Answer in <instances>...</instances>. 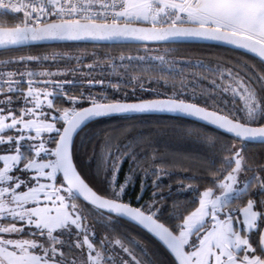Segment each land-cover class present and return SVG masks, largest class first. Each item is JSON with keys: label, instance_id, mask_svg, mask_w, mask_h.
Instances as JSON below:
<instances>
[{"label": "snow or ice", "instance_id": "obj_1", "mask_svg": "<svg viewBox=\"0 0 264 264\" xmlns=\"http://www.w3.org/2000/svg\"><path fill=\"white\" fill-rule=\"evenodd\" d=\"M190 42L241 52L178 59L174 46ZM87 43L142 54L93 53L90 88L79 96L65 90L74 81L59 77L84 74L80 56L16 54ZM62 60L77 67L45 65ZM105 64L127 79H96ZM164 113L228 139L173 128L206 149L183 157L207 165L193 168L161 158V130L100 127ZM86 131L95 137L87 150ZM254 142L264 145V0H0V264H264V158L246 152ZM169 167L194 175L173 177ZM174 191H190V206L165 208Z\"/></svg>", "mask_w": 264, "mask_h": 264}, {"label": "trees", "instance_id": "obj_2", "mask_svg": "<svg viewBox=\"0 0 264 264\" xmlns=\"http://www.w3.org/2000/svg\"><path fill=\"white\" fill-rule=\"evenodd\" d=\"M8 19H13V17L9 16ZM174 47L179 48V52L176 53V56L178 59H214V56H223V57H228V58H234L235 56L239 55V51L223 48V47H218V46H212V45H196V44H182V45H175ZM118 49H123L127 54H142V50H138L137 46L129 45V46H104V45H87V44H81L78 46H71V47H61V46H38L34 47L31 50H23L18 54H24L26 51H31L32 54H39V53H50L52 51H62V52H69L71 55H75L76 53L80 52H110V53H117ZM80 51V52H79ZM245 57H250L253 61L258 63V59L244 54ZM78 56V55H76ZM98 57V55H96ZM82 60L81 68L83 70L84 74H81V72H72L69 70L68 74L64 76L65 78L59 77V79H67V80H72L74 81L76 87H65V90L70 91L71 94L74 93L76 95H80L81 90L83 91H88L90 86L86 83L88 79H90L89 76L86 75L87 71L86 70V65L88 63H91L93 60L92 54L88 56H80ZM99 58V57H98ZM100 59H103L100 57ZM59 62H54L52 64L50 63H45L47 66L48 70L51 71H56L57 66L60 69H64L65 66H67L69 69H74L77 67L76 61L75 60H62ZM118 62V60H117ZM68 64V65H67ZM105 69V68H104ZM111 69V68H110ZM109 69L106 70L103 74L100 73V70L98 71V76H95L96 79H102L105 80L106 82L108 81V77L110 76L111 70ZM39 70V69H37ZM120 71H123L121 69ZM97 73V72H95ZM94 74V73H93ZM133 74H138V73H133ZM118 78L117 82L122 80V79H127V77H121V76H113V80ZM103 87L101 85H96V90L99 91L100 88ZM130 90V89H128ZM109 91H112V89H109ZM228 99H231V97H228ZM129 123H134L137 125L134 134L137 133H148V132H154L156 130H161L164 134L157 137L156 139L158 140L157 147L159 148V151L161 153V158L164 159L165 161H171V160H176L180 161L183 164L190 165L193 168H204L207 165L204 163H199L194 159H184V156L187 157H200L203 156L206 153V149L203 148L202 146L192 143L189 139L183 138L178 135H172L171 130L173 128L180 130L183 128H201L202 130L212 134V135H219L222 140H227L228 136L222 132H219L211 127L208 126H202V124L190 121L187 119L183 118H178V117H171V116H153V115H148L142 118H131V119H125V118H109L103 121V123L100 125V127L106 128V129H115L118 127H121L123 125L129 124ZM113 134H116L115 132ZM95 137L93 135L92 131H86L84 134H82V143L84 145V148L90 149L91 144L93 143ZM126 137L121 136L120 137V143L125 142ZM145 151H150V149L147 147V145L142 146ZM171 152H178L181 153V156H172L167 153ZM246 152L249 157H253L257 160L264 158V145H255V144H248L246 147ZM167 171H171L173 173V177L179 176V177H184V176H191L194 175L192 171H187V172H182L180 168L178 167H169L166 169ZM87 172V169H86ZM164 182L165 184L171 183V187L173 189H178L180 187L179 183L171 177H164ZM188 181L185 180V184H187ZM162 195L168 196V188L165 187L162 191ZM147 199V196L145 197ZM193 199V196L190 191H185V192H178L174 191L171 194V197L167 199L164 204L165 208H169L172 205V201L176 200L179 203V211H182L184 207H188L189 201ZM97 231H101L99 226H97ZM133 231H136V229H133ZM140 236L145 240V241H150L153 244L156 242L152 240L150 236L145 234L144 232L139 233ZM161 255L163 253L161 252Z\"/></svg>", "mask_w": 264, "mask_h": 264}, {"label": "rangeland", "instance_id": "obj_3", "mask_svg": "<svg viewBox=\"0 0 264 264\" xmlns=\"http://www.w3.org/2000/svg\"><path fill=\"white\" fill-rule=\"evenodd\" d=\"M80 52V51H79ZM125 51L123 50V49H118V51H117V53H110V52H105V53H102V52H95V54L96 55H98V57L100 58H104V57H106V56H113V57H119L122 53H124ZM90 54H93L92 52H80V53H76L75 55H72V56H76V55H78V56H88V55H90ZM124 54H127V53H124ZM55 61H46L45 63H50V64H52V63H54ZM59 63H61L60 61H59ZM68 65V64H67ZM104 68L106 69V70H108L109 71V67H108V65H104ZM111 70V69H110ZM85 71H88L87 70V68H86V70ZM98 71H99V69H97V73H94L93 74V76L95 77V76H98L99 74H98ZM113 76H115V75H110L109 77H108V81H112V82H117V80H118V78H116V79H114L113 80ZM61 78H65L64 76L63 77H61ZM67 91V90H66ZM68 91L70 92V91H72V90H69L68 89ZM71 93V92H70Z\"/></svg>", "mask_w": 264, "mask_h": 264}, {"label": "water", "instance_id": "obj_4", "mask_svg": "<svg viewBox=\"0 0 264 264\" xmlns=\"http://www.w3.org/2000/svg\"><path fill=\"white\" fill-rule=\"evenodd\" d=\"M182 44L212 45V46H218V47H223V48L230 49L228 46L214 45V44H212L211 42H190V43H182ZM182 44H178V45H182ZM87 45H94V44H92V43H87ZM95 45L112 46V45H108V44H95ZM43 46H47V45H43ZM231 50H233V49H231ZM235 51H239V52H241V50H235ZM244 54L250 55V56H252V57L258 59L257 57L253 56V55L250 54V53H244ZM151 115H153V116H171V117H178V118H183V119H187V120H189L188 118H185V117H183V116L176 115V114H168V113H164V114H151ZM190 121H192V120H190ZM194 122H197V123L202 124V122H198V121H194ZM208 127H211V126H208ZM211 128H212V127H211ZM213 129H214V128H213ZM215 130L221 132V130H218V129H215ZM224 134H226V133H224ZM226 135H227V134H226ZM249 144L261 145V144H259V143H255V142H254V143H249Z\"/></svg>", "mask_w": 264, "mask_h": 264}, {"label": "flooded vegetation", "instance_id": "obj_5", "mask_svg": "<svg viewBox=\"0 0 264 264\" xmlns=\"http://www.w3.org/2000/svg\"><path fill=\"white\" fill-rule=\"evenodd\" d=\"M65 87H76V85H75V83H73V84H70V85H66ZM73 95H76V94H74V93H72ZM76 96H78V95H76Z\"/></svg>", "mask_w": 264, "mask_h": 264}]
</instances>
